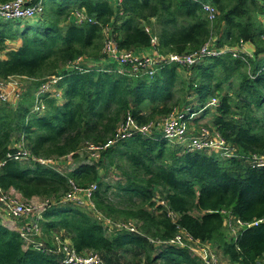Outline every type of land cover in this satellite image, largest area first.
<instances>
[{"label": "trees", "instance_id": "trees-1", "mask_svg": "<svg viewBox=\"0 0 264 264\" xmlns=\"http://www.w3.org/2000/svg\"><path fill=\"white\" fill-rule=\"evenodd\" d=\"M25 2L40 4L41 14L0 17V79L25 82L16 102L0 103L3 190L14 189L24 200L53 198L42 231L61 234L78 253H98L104 264H122L126 257L132 264H201L187 247L164 245L177 232L216 245L233 263L263 260L264 166L250 159L264 154V0ZM203 5L214 8L213 20ZM78 14L86 18L81 24ZM105 29L122 52L151 48L153 38L162 55L190 54L212 40L215 52H226L206 56L190 69L170 64L153 75L134 73L129 66L96 64L107 58ZM241 43L251 52L241 51ZM78 59V67L70 68ZM52 77H60L54 93L37 96ZM192 106L202 112L196 123L207 117L209 134L220 137L232 156L135 134L70 172L8 158L22 145L35 159H75L86 145L112 140L127 115L140 126L173 111L187 112V120L195 113ZM69 181L79 188L96 185L90 212L61 202L71 190ZM95 212L129 221L138 233H108ZM226 213L244 226L236 235L225 232ZM256 221L257 226L247 227ZM0 264L61 263L26 248L16 231L0 224Z\"/></svg>", "mask_w": 264, "mask_h": 264}, {"label": "built area", "instance_id": "built-area-1", "mask_svg": "<svg viewBox=\"0 0 264 264\" xmlns=\"http://www.w3.org/2000/svg\"><path fill=\"white\" fill-rule=\"evenodd\" d=\"M203 10L208 13L209 20H213L215 17V10L210 5H203ZM42 6L36 4L34 6L28 5L25 0H13L4 4H0V17L4 20H13V19H30L35 15L41 14ZM78 23L81 24L85 21V16L78 14L77 15ZM91 22V20H88ZM105 40L102 49V53L109 59H112L120 66H129L134 73L138 70L146 71L149 75L154 74V70L161 68L164 65L175 64L179 67H190L196 65L202 58L206 56H215L214 41L207 42L204 44L198 51L192 52L190 54L177 55L169 54L166 56L161 55L160 53H155L153 57L148 58H138L133 55L132 52H122L118 49L116 42L110 36V33L107 29L104 30ZM152 47L157 46V40L153 38L151 40ZM244 52L246 46L242 43L239 48ZM248 51V50H247ZM226 52V50H220L217 54ZM236 50H233V56H236ZM81 59L76 60V62L70 68H77ZM60 77H52L41 85L39 93L48 91L54 84L59 81ZM21 95V90L18 87V84L15 82H4L0 79V103H14ZM211 105L216 104L215 100H212ZM187 112L173 111L172 113L166 115L158 121H151L145 125H138L132 119L130 115H127L122 122L118 125L116 129L115 136L112 140L108 141L105 145L100 147H95L91 145H86V149L91 152L93 158L99 157V151L109 148L113 144L131 138L135 134H140L141 136H154L155 131L161 130V136L169 142L176 141L178 144L185 145L190 150H214L222 157H230L231 149L220 139L217 135L211 136L208 131L202 130L200 135H195L193 137L186 136V119L185 116ZM10 160L15 161H28L33 160L35 163H38L44 167H52L51 161H45L42 159H35L30 156V154L22 149V145L18 146L16 153L8 155ZM250 163L256 167L264 166V154L262 156L254 155L250 159ZM1 167V164H0ZM70 183V192L61 199V202L75 203L79 206L85 205L84 202L88 201L91 203V209L94 208V205L91 201L92 194L96 191V185L91 184L86 188H79L74 185L72 181ZM9 191H4L0 185V207L5 211V214L12 219L21 223L20 228L17 233L24 242L26 248H31L43 253H46L51 256H58L60 258L61 264H104L102 257L93 251H87L85 256H82L81 253L76 252V250L71 246L68 241L64 245L58 247L57 249L52 248L51 246L45 245L42 241V222L43 214L46 209L49 207V204L45 203L39 206H34L29 203L18 201L14 198H11L7 194ZM161 205L166 206V204L161 201ZM95 217L103 222L104 226L107 228L108 233H112L111 222L109 219L104 218L98 212ZM229 214V213H228ZM169 216L172 219H175V215L170 213ZM260 222V221H258ZM258 222L248 224L247 227L257 226ZM234 225L237 229H241L243 224L235 220ZM116 230H125L130 233H138L137 228L131 223L119 222ZM188 240V241H187ZM187 242L198 244L202 243L198 240H194L188 233L177 232L176 235L164 245H174L177 247H187L189 252H195ZM199 251H204L200 247H197ZM191 254V253H189ZM203 255V256H202ZM201 259V264H215V254L208 251L198 254ZM264 262V259H263Z\"/></svg>", "mask_w": 264, "mask_h": 264}, {"label": "rangeland", "instance_id": "rangeland-1", "mask_svg": "<svg viewBox=\"0 0 264 264\" xmlns=\"http://www.w3.org/2000/svg\"><path fill=\"white\" fill-rule=\"evenodd\" d=\"M150 49L153 50L154 54L157 52V49H155L154 47H151ZM244 52H249V51L244 50ZM215 53L217 55V52H215ZM167 55H169V54H167ZM163 56H166V55H163ZM99 62H100V64L99 63H97V64H99V65H101L103 67H105V66L110 67L113 63L118 65L116 62H114L112 59H109V58H106L103 61H99ZM92 63L95 64L94 62H92ZM191 67H193V66L185 67V68L190 69ZM3 81L4 82H15V83H17L18 87L21 90V93H22L23 86H25L24 79L18 78V77H10V78H7V79H5ZM55 85L56 84H54L51 88H49L48 92L54 93V86ZM40 89H41V87H40ZM40 89H39V91H40ZM39 91L36 93L37 96L40 94ZM214 100L216 101V99H214ZM194 103H195V101L193 102V104ZM193 106H195V105H193ZM193 106H192V110H193V112H195L196 110L193 109ZM35 108L38 109V106L35 105ZM201 113L199 115V114H197L195 112L193 115L188 116V119L186 120V133L188 134V136L193 137L195 135H200L202 130H206V131L209 132L208 126H205V123H206L205 119L207 117L204 120H202L201 122H199L201 124L196 123L198 120H200ZM199 126L202 128L200 133L197 132V127H199ZM158 131L160 132V134L162 133L161 130H158ZM21 141H22V139H21ZM98 153H99V156H100V151ZM92 156H91V152L88 151L84 147V148H82L79 151L78 156L75 159L72 158L71 156H67V157H64V158H61V159H57V160L51 161V165H52L51 168L52 169L53 168L57 169L61 173H64L65 171L70 172V171L74 170L75 168H77L79 165L91 164L94 160L99 158V157L98 158H93L95 156H93V157ZM114 180H116V178ZM110 182H111V184H113L114 181H110ZM8 191L9 192H7V194L10 195L11 198H14V199H16L18 201H22V202H25V203L32 204L34 206H39L41 204L44 205L45 203L46 204L47 203L50 204L52 202H55V200L53 198H46V197H34V198L30 199V200H24L21 197V195L16 190L10 189ZM73 204H75V203H73ZM84 204L86 206H88V207H91V203H89L88 201H85ZM75 205H77V204H75ZM85 205H81L80 207H83ZM77 206H79V205H77ZM0 210L2 211V213L5 212L1 207H0ZM84 211L86 213L90 212V211H88V209H85ZM195 215H196V213H195ZM225 215H226V218L224 220V229H225L226 234L228 236L236 235L237 232H238V229L234 225L235 224L234 221H233L234 218L228 213H226ZM93 217H95V216H93ZM109 221L111 222V225H112L111 230L115 231L118 228L117 225L120 222V220L109 219ZM124 223H127V222H124ZM42 240H43L42 242L45 245L51 246L54 249H57L58 247H60V246L64 245L65 243H67L66 242L67 240L66 239H65L66 241L63 240L61 238V234H58L56 232H51V233L43 232ZM68 243H70V242L68 241ZM187 243L193 249L196 250L195 252H190V253H191V256L197 257V259H199L200 263H202V262H201V259L198 256V254L199 253H203L204 251H208V249H209L211 252H213L215 254V264H237V263H233V262L229 261L228 258L223 256L221 250L218 249L217 246L214 245V244L208 243V245H207V243H204V242L198 243V244H193V243H189V242H187ZM197 247H200V248L205 249V250L201 252V251H199L197 249ZM86 253L87 252L85 251V252L81 253V255L85 256ZM56 259L61 263L60 258L58 256H56ZM103 263H104V261H103ZM122 264H132V263H131L129 257H126L125 260L122 262ZM136 264H145V263H144V261H140L139 263H136ZM257 264H264V262H263V260H260Z\"/></svg>", "mask_w": 264, "mask_h": 264}, {"label": "crops", "instance_id": "crops-1", "mask_svg": "<svg viewBox=\"0 0 264 264\" xmlns=\"http://www.w3.org/2000/svg\"><path fill=\"white\" fill-rule=\"evenodd\" d=\"M246 49L248 50V51H250L251 52V47H249V46H247L246 47ZM133 53V55L134 56H136V57H138V58H148V57H153L154 56V52H153V50L152 49H150V48H147V49H139V50H136V51H134V52H132ZM97 63H100V62H96V64ZM199 123V122H198ZM199 124H201V123H199ZM158 135L159 136H161V134H160V132L159 131H157V132H155L154 133V136L155 137H158ZM162 137V136H161ZM73 205H75V204H73ZM88 209V210H90L91 208L90 207H88V206H83V209ZM84 209V210H85ZM0 223L4 226V227H6L7 229H9L10 231H18V229L20 228V226H21V223L20 222H17V221H13L12 219H10L6 214H5V212L4 213H2V211L0 210ZM60 233H62V232H60ZM66 240L67 241H70L69 239H67L66 238ZM207 243V242H206ZM207 245H208V243H207Z\"/></svg>", "mask_w": 264, "mask_h": 264}]
</instances>
